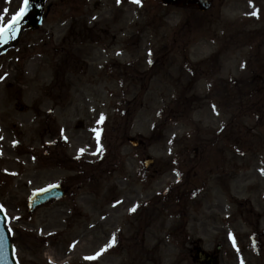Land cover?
<instances>
[{"label": "rangeland", "instance_id": "rangeland-1", "mask_svg": "<svg viewBox=\"0 0 264 264\" xmlns=\"http://www.w3.org/2000/svg\"><path fill=\"white\" fill-rule=\"evenodd\" d=\"M21 1L0 0V25ZM210 1L200 14L47 0L0 58V207L18 264H195L196 243L221 245L220 264H264V98L233 107L222 85L264 69V0ZM65 180V199L27 213Z\"/></svg>", "mask_w": 264, "mask_h": 264}, {"label": "water", "instance_id": "water-1", "mask_svg": "<svg viewBox=\"0 0 264 264\" xmlns=\"http://www.w3.org/2000/svg\"><path fill=\"white\" fill-rule=\"evenodd\" d=\"M44 0H37L36 2H31L28 5L27 11L23 17V23H26L28 26L34 28L40 20L41 15V4ZM165 5H175V6H186V5H197L200 10L205 11L209 8L203 0H162ZM132 145L136 147V141H131ZM153 163L152 160H147L144 163L145 168L147 169ZM63 194L60 192L58 186H51L47 189H44L41 192H36L29 200V211H33L37 206L42 205L53 198H60ZM5 219L0 212V264H15L12 258V249L8 241V236L4 228ZM220 247L216 249L218 254ZM197 260L198 264H219L218 256L210 259L204 253L198 252Z\"/></svg>", "mask_w": 264, "mask_h": 264}, {"label": "snow or ice", "instance_id": "snow-or-ice-1", "mask_svg": "<svg viewBox=\"0 0 264 264\" xmlns=\"http://www.w3.org/2000/svg\"><path fill=\"white\" fill-rule=\"evenodd\" d=\"M7 2H10V0H7ZM131 2L139 3V0H131ZM118 3H119V0H118ZM28 5H29V0H23V6L19 9V11L15 15L11 17V22L7 25V27H0V38L5 37L9 32H11L13 35L15 34L16 25L19 23L20 18L26 13ZM4 11H5V14H7L8 10L5 9ZM3 19L4 17L0 16V20H3ZM104 119L105 117L101 115L100 121L98 123H102ZM93 131L96 133L97 144L99 146L100 132L97 129H93ZM98 150L102 152V149L98 148ZM81 153H83V149L81 150ZM2 210H3L2 207H0V211ZM132 211H135V208H133Z\"/></svg>", "mask_w": 264, "mask_h": 264}, {"label": "flooded vegetation", "instance_id": "flooded-vegetation-1", "mask_svg": "<svg viewBox=\"0 0 264 264\" xmlns=\"http://www.w3.org/2000/svg\"><path fill=\"white\" fill-rule=\"evenodd\" d=\"M9 17V16H8ZM16 30H17V28H16ZM55 154V153H54ZM71 178H74V179H78V176H76V175H73V176H71ZM73 179V180H74ZM75 181V180H74ZM60 186H61V188H62V190L64 191V193H65V195H67L68 194V192H69V189H70V185H68L67 184V180H65L63 183H60ZM29 234V235H31L30 233H28V232H25L24 234ZM19 239H25V240H28L29 242H32L31 241V238L30 237H25V238H22V234L20 233V235H19ZM28 264H35V263H28Z\"/></svg>", "mask_w": 264, "mask_h": 264}, {"label": "bare ground", "instance_id": "bare-ground-1", "mask_svg": "<svg viewBox=\"0 0 264 264\" xmlns=\"http://www.w3.org/2000/svg\"><path fill=\"white\" fill-rule=\"evenodd\" d=\"M22 109H20L19 111L21 112Z\"/></svg>", "mask_w": 264, "mask_h": 264}]
</instances>
